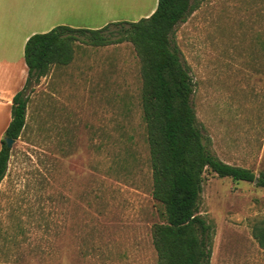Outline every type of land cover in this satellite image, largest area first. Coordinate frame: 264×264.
Returning <instances> with one entry per match:
<instances>
[{
    "label": "rangeland",
    "instance_id": "obj_1",
    "mask_svg": "<svg viewBox=\"0 0 264 264\" xmlns=\"http://www.w3.org/2000/svg\"><path fill=\"white\" fill-rule=\"evenodd\" d=\"M37 1L55 22L82 24L106 14L139 21L158 4ZM259 37L264 0H207L175 37L210 150L256 175L264 171ZM141 93L140 59L127 42L79 44L74 62L30 93L27 125L0 187V263L158 264L152 228L163 222V207L153 198ZM201 214L215 229L210 264H264L252 234L264 219V188L206 172Z\"/></svg>",
    "mask_w": 264,
    "mask_h": 264
},
{
    "label": "trees",
    "instance_id": "obj_2",
    "mask_svg": "<svg viewBox=\"0 0 264 264\" xmlns=\"http://www.w3.org/2000/svg\"><path fill=\"white\" fill-rule=\"evenodd\" d=\"M207 0H158L152 15L135 22H116L98 30L58 26L31 36L25 46L28 79L12 104L5 137L17 141L27 125L30 93L57 67L71 65L79 44L105 47L131 43L141 63V107L146 124L153 198L163 207V222L152 228L158 264H210L214 226L201 214L206 172L264 188V171L230 165L209 148L199 123L190 67L176 43L180 25ZM117 27V38L112 37ZM260 45L264 49V37ZM11 157L5 139L0 151V185ZM252 234L264 250V219ZM2 264V263H0Z\"/></svg>",
    "mask_w": 264,
    "mask_h": 264
},
{
    "label": "crops",
    "instance_id": "obj_3",
    "mask_svg": "<svg viewBox=\"0 0 264 264\" xmlns=\"http://www.w3.org/2000/svg\"><path fill=\"white\" fill-rule=\"evenodd\" d=\"M155 9L156 7L140 19L149 17ZM116 22L119 21L106 14L90 24H82V21L59 23L53 20L51 13L44 16L37 0H0V151L2 140L12 120L13 99L25 87L28 79V67L25 62V46L28 39L35 34L47 33L58 26L98 30ZM54 72L55 69L52 70L50 78ZM46 79L47 77L42 79L38 87ZM0 219L3 222L5 216L0 214ZM4 228L3 223L0 228L1 248L5 246Z\"/></svg>",
    "mask_w": 264,
    "mask_h": 264
},
{
    "label": "water",
    "instance_id": "obj_4",
    "mask_svg": "<svg viewBox=\"0 0 264 264\" xmlns=\"http://www.w3.org/2000/svg\"><path fill=\"white\" fill-rule=\"evenodd\" d=\"M5 139V142H6V144H7V146H8V148H10L11 149V147H12V145L16 142L15 140H12V139H9V138H4ZM257 182H258V180H256V184H257Z\"/></svg>",
    "mask_w": 264,
    "mask_h": 264
}]
</instances>
